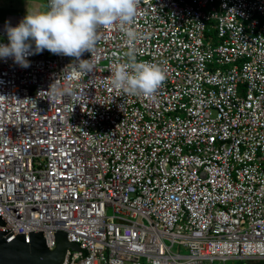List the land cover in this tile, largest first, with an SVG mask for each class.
<instances>
[{"label": "built area", "instance_id": "obj_1", "mask_svg": "<svg viewBox=\"0 0 264 264\" xmlns=\"http://www.w3.org/2000/svg\"><path fill=\"white\" fill-rule=\"evenodd\" d=\"M23 19L0 23V44ZM132 27V44L99 27L74 82V57L0 58L6 228L44 231L50 250L66 233L80 251L63 264L264 260V0H139ZM130 47L163 62L151 99L110 85ZM55 81L84 100H50Z\"/></svg>", "mask_w": 264, "mask_h": 264}, {"label": "clouds", "instance_id": "obj_2", "mask_svg": "<svg viewBox=\"0 0 264 264\" xmlns=\"http://www.w3.org/2000/svg\"><path fill=\"white\" fill-rule=\"evenodd\" d=\"M138 4L139 0H49L48 10L27 14L18 26L11 27L6 22L9 43L0 44V58L12 57L16 64L27 68L30 66L27 57L44 50L74 57L66 79L77 81L94 69L91 59L80 58L95 48L99 27L118 24L129 44L138 38V33L132 27ZM32 42L35 44L34 51ZM124 55L127 62L114 67L112 75L108 77L110 85L129 95L153 98L166 78L163 62L137 61L134 47H130ZM47 94L52 101L64 96L74 102H82L85 98L75 83L62 87L55 81Z\"/></svg>", "mask_w": 264, "mask_h": 264}, {"label": "water", "instance_id": "obj_3", "mask_svg": "<svg viewBox=\"0 0 264 264\" xmlns=\"http://www.w3.org/2000/svg\"><path fill=\"white\" fill-rule=\"evenodd\" d=\"M0 216V264H63L68 250L80 251L67 234L56 231V247L48 248L44 231L13 235Z\"/></svg>", "mask_w": 264, "mask_h": 264}, {"label": "rangeland", "instance_id": "obj_4", "mask_svg": "<svg viewBox=\"0 0 264 264\" xmlns=\"http://www.w3.org/2000/svg\"><path fill=\"white\" fill-rule=\"evenodd\" d=\"M48 10L47 0H0V23L8 16L25 18L27 14L39 13ZM52 55V54H50ZM214 264H221L215 262ZM226 264H239L238 261H228Z\"/></svg>", "mask_w": 264, "mask_h": 264}, {"label": "trees", "instance_id": "obj_5", "mask_svg": "<svg viewBox=\"0 0 264 264\" xmlns=\"http://www.w3.org/2000/svg\"><path fill=\"white\" fill-rule=\"evenodd\" d=\"M213 36V33H212ZM242 264H264V260H260V261H242L240 262Z\"/></svg>", "mask_w": 264, "mask_h": 264}, {"label": "crops", "instance_id": "obj_6", "mask_svg": "<svg viewBox=\"0 0 264 264\" xmlns=\"http://www.w3.org/2000/svg\"><path fill=\"white\" fill-rule=\"evenodd\" d=\"M240 262H242V261H238L239 264H242V263H240Z\"/></svg>", "mask_w": 264, "mask_h": 264}]
</instances>
